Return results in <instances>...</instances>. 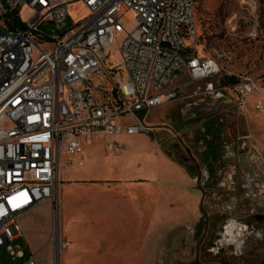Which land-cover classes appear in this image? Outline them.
Instances as JSON below:
<instances>
[{
	"label": "built area",
	"instance_id": "2783aa9c",
	"mask_svg": "<svg viewBox=\"0 0 264 264\" xmlns=\"http://www.w3.org/2000/svg\"><path fill=\"white\" fill-rule=\"evenodd\" d=\"M75 5L85 13L71 17ZM117 36L119 63L109 64ZM195 37L194 0H0V246L12 258L23 256L12 244L18 220L56 201L59 173L83 140L103 138L116 154L118 136L150 131V110L178 97L169 86L176 72L191 82L219 73L214 58L186 54ZM227 88L239 108L254 90L248 78ZM23 264L40 263L31 254Z\"/></svg>",
	"mask_w": 264,
	"mask_h": 264
},
{
	"label": "rangeland",
	"instance_id": "374dc122",
	"mask_svg": "<svg viewBox=\"0 0 264 264\" xmlns=\"http://www.w3.org/2000/svg\"><path fill=\"white\" fill-rule=\"evenodd\" d=\"M194 2L196 37L189 42L186 54L214 58L219 65V73L191 82L185 70L176 72L169 86L178 85V97L167 102L192 96L182 99L180 104L173 102L174 105L170 112L165 103L150 110L146 122L158 124L157 126H161V131L150 130L127 136L121 134L117 138L125 151L118 157L109 155L103 146L105 139L93 136L84 140V152L87 154V158L84 156L82 166L72 163L71 169L75 172L74 175H89V177L94 176L92 178L95 179L103 178L108 181L145 178L154 185L151 189H156L159 192V186L156 183L170 179L168 176L156 172V169L161 168V163H163L161 158L156 157L155 154L157 151L160 152L158 148L160 141L164 140L163 144L171 145L172 151L178 156L181 153L172 145L177 144L181 138L187 147L184 148V152L189 153L193 134L200 132L201 128L206 131L222 128L226 134L232 135V132L235 135L241 134L240 113H242V108L236 104L232 89H228L222 83L223 78L230 76L237 79L248 78L252 83L253 93L244 100L245 103L249 102L250 106V109L245 111V116L249 132L253 136L252 140L258 138L260 142H264V0H194ZM84 13L79 5H75L71 8L70 16L78 17ZM19 15L23 20L27 19L28 22L33 20L26 9L21 10ZM123 24L127 28L132 27L133 14L131 12L125 15ZM58 30L59 28H55L53 31ZM255 30L256 36L253 33ZM117 44L118 36L105 53L109 64L119 63ZM208 85L212 90H206ZM198 92L201 94L193 95ZM256 103L260 104L261 111L255 109ZM185 107L188 110L185 109L184 113L181 112V109ZM183 115L187 124L178 120ZM184 123L187 125L188 131L182 134L179 131L183 128ZM175 133H179L177 140H174L175 137H171V134ZM198 139L202 140L203 137H197L193 148L197 153H202L201 148L204 144L203 142L198 144ZM246 146L250 148L253 143L250 141ZM214 149L224 153V148L218 139L214 142ZM65 175V171H60V181L65 178ZM124 187L134 188L130 184H126ZM192 187L200 201L202 195L200 187L196 183ZM132 191L139 195L144 189L134 188ZM55 202H48L49 211L40 208L39 203L31 213L18 220L20 233L12 244L22 250L23 256L12 258L6 249L8 243H5L0 246V264H23L31 252L36 254V259L40 264H81L78 262L77 254L75 255L74 246L69 244L70 238L66 237L68 220L63 217L64 212L62 215L59 213L61 216L58 215ZM88 211L93 213L92 208H89ZM200 213L202 214V211ZM203 217L202 221L204 222ZM83 224H88L89 228H95L96 221L94 217L88 215V219ZM59 239H66V250L59 249Z\"/></svg>",
	"mask_w": 264,
	"mask_h": 264
},
{
	"label": "crops",
	"instance_id": "0c3cea01",
	"mask_svg": "<svg viewBox=\"0 0 264 264\" xmlns=\"http://www.w3.org/2000/svg\"><path fill=\"white\" fill-rule=\"evenodd\" d=\"M182 101L179 99L173 102L180 104ZM173 102H165L169 112L172 110ZM248 109H250L249 102L244 101L242 113H240L241 134L235 135L234 132L232 135L227 134L232 144L227 151L231 152L235 144L243 139L247 143L251 141L256 151L264 157V142H260L258 138L252 140L253 136L249 132L245 116V111ZM185 119L178 120L187 124ZM145 123L151 131H161V126H157L158 124L146 122V120ZM186 128L187 125L184 123L179 132L185 134L188 131ZM177 134L179 137V133ZM171 137L174 138L175 134H171ZM117 141L119 142L118 138ZM163 143H165L164 140L160 141L158 144L160 152L155 153L156 157L163 161L162 167L157 168L156 172L170 179L156 183L159 186V192L155 187V190L151 189L154 185L145 178L108 181L103 178L95 179L92 178L94 176L89 177V175H74L75 172L71 169L73 164L61 170L65 171L66 175L62 181L59 177L55 206L58 215L64 212L63 217L68 220L66 237L70 238L69 244L74 246L79 263L164 264L163 253L168 250V246L175 245V240L181 237L184 231H195L201 228L202 214L198 208L200 201L198 194L192 190V186L194 178H198L202 183L203 177L200 176L199 171L206 164L202 162L200 165L198 162L193 165L185 152H180L181 154L176 156L171 145ZM82 144L81 154L72 158L73 163L80 166L84 162V156L87 158L84 152V140ZM119 144L121 149L116 154L110 153L105 148L110 156L118 157L124 153L125 148L120 142ZM180 144L184 145L181 138ZM126 184L144 191L136 195L134 191L131 192L134 188L124 187ZM39 206L46 211L50 209L48 201L40 203ZM89 208H92L93 213L88 211ZM88 215L94 217L95 228H89L88 224H83L88 219ZM65 240L62 239L66 244ZM31 254L35 253L31 252Z\"/></svg>",
	"mask_w": 264,
	"mask_h": 264
},
{
	"label": "flooded vegetation",
	"instance_id": "af4514ba",
	"mask_svg": "<svg viewBox=\"0 0 264 264\" xmlns=\"http://www.w3.org/2000/svg\"><path fill=\"white\" fill-rule=\"evenodd\" d=\"M221 129L201 128L193 134L187 156L193 165L206 164L198 169L203 181L197 184L204 222L168 246L164 264H264V157L243 139L228 152L232 144ZM199 136L202 153L193 148ZM217 139L224 153L214 151ZM175 146L179 152L186 147L180 141Z\"/></svg>",
	"mask_w": 264,
	"mask_h": 264
},
{
	"label": "trees",
	"instance_id": "16d2710c",
	"mask_svg": "<svg viewBox=\"0 0 264 264\" xmlns=\"http://www.w3.org/2000/svg\"><path fill=\"white\" fill-rule=\"evenodd\" d=\"M237 80H238L237 78L230 76V77L223 78L222 83L226 87L233 88V86L237 82Z\"/></svg>",
	"mask_w": 264,
	"mask_h": 264
}]
</instances>
